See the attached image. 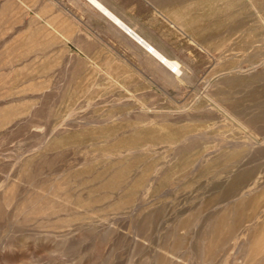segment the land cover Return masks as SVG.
Masks as SVG:
<instances>
[{"label":"rangeland","instance_id":"obj_1","mask_svg":"<svg viewBox=\"0 0 264 264\" xmlns=\"http://www.w3.org/2000/svg\"><path fill=\"white\" fill-rule=\"evenodd\" d=\"M0 0V264H264V0Z\"/></svg>","mask_w":264,"mask_h":264},{"label":"bare ground","instance_id":"obj_2","mask_svg":"<svg viewBox=\"0 0 264 264\" xmlns=\"http://www.w3.org/2000/svg\"><path fill=\"white\" fill-rule=\"evenodd\" d=\"M104 17H106L114 26L118 27L129 38L134 40L141 48H143L152 58H154L162 67L169 70L172 74L174 68L182 73V64L170 55H167L158 49L152 42L141 35L127 22H125L117 13H115L103 0H85Z\"/></svg>","mask_w":264,"mask_h":264},{"label":"crops","instance_id":"obj_3","mask_svg":"<svg viewBox=\"0 0 264 264\" xmlns=\"http://www.w3.org/2000/svg\"><path fill=\"white\" fill-rule=\"evenodd\" d=\"M41 2H52L54 4H56L57 6H59L60 4L64 5L65 4V0H41Z\"/></svg>","mask_w":264,"mask_h":264}]
</instances>
